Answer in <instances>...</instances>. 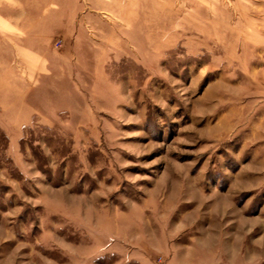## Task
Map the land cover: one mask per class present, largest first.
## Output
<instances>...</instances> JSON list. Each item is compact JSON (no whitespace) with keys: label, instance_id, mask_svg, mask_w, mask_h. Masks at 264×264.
<instances>
[{"label":"rangeland","instance_id":"obj_1","mask_svg":"<svg viewBox=\"0 0 264 264\" xmlns=\"http://www.w3.org/2000/svg\"><path fill=\"white\" fill-rule=\"evenodd\" d=\"M0 264H264V0H0Z\"/></svg>","mask_w":264,"mask_h":264}]
</instances>
